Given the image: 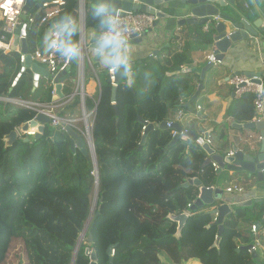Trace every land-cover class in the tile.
Instances as JSON below:
<instances>
[{"label": "trees", "instance_id": "16d2710c", "mask_svg": "<svg viewBox=\"0 0 264 264\" xmlns=\"http://www.w3.org/2000/svg\"><path fill=\"white\" fill-rule=\"evenodd\" d=\"M38 4L29 14L36 11ZM76 4V0H65L59 16L45 26L36 22L26 32L30 53L43 47L47 28L68 19ZM106 28V16L87 8L85 29L96 30L97 37ZM187 29L183 48L170 58L136 62L130 84L123 76L120 78L115 98L117 114L112 105L113 87L108 71L98 74L96 97L85 98L86 110L92 111L100 95L91 131L99 190L86 231L93 244L83 240L74 264H89L86 248L95 250L97 264H104L110 258L106 253L110 246L114 247L113 264H163L160 257L169 264H186L190 260H198L200 264L254 263L250 254L239 250L235 243L236 239H243L240 225L243 216L252 215L242 209L228 214L219 236V226L206 207L188 208L198 199L201 187L212 185L200 176L213 175L211 166L202 167L207 159L202 147L188 139H179L168 147L171 130L160 128L150 131L141 144L143 122L154 125L165 122L169 109L179 108L182 100L191 97L195 83L200 82L198 75L181 69L191 63L195 45L212 44L211 32L203 33L202 26ZM59 31L64 47L75 50L78 26H61ZM19 61L20 56L13 52L0 55V98L15 100L22 90L24 77L12 87L18 78ZM76 67V62L70 65L65 95L71 93L70 81ZM253 96L248 93L235 98L227 111L235 123H251ZM195 104L182 106L191 110ZM78 105L79 97L75 96L66 108L72 110ZM58 115L64 113L60 111ZM36 116L32 109L0 101V264L5 261L13 240L23 244L29 264H71L91 210L94 168L88 155L71 149L66 132L48 124L40 137L22 135L12 146H5V136ZM188 130L197 135L195 128L190 126ZM190 179L199 180L201 185L184 187ZM185 211L190 215L177 235L178 224L171 217Z\"/></svg>", "mask_w": 264, "mask_h": 264}, {"label": "crops", "instance_id": "0c3cea01", "mask_svg": "<svg viewBox=\"0 0 264 264\" xmlns=\"http://www.w3.org/2000/svg\"><path fill=\"white\" fill-rule=\"evenodd\" d=\"M240 3L243 6L244 3L248 2L247 0H244L240 1ZM158 10H160L165 15L172 14L167 8H165V6L158 8ZM182 16V14H176L172 15V19H168L166 21L161 20L159 24H157L155 27L153 26L147 31L145 36L140 39V43H135L133 41L128 44L125 50H119L114 46L108 49H103L101 47L99 55H92L89 61L84 63L83 81L86 96L90 98L96 97V90H98L97 88L99 86L98 74L106 72L109 68L128 64H133L134 67L136 62L140 63L144 59L156 60V58H161L164 60L166 58H170V56L176 50L182 49L186 33L188 32L187 28L192 27L188 25L182 27L177 26V22ZM85 31L88 40L92 42L96 37V30L85 29ZM202 32L206 33L204 32L203 26ZM213 51L214 48L212 45H195L193 51L190 54L191 63L185 65L181 69V72H190L192 75H198V77H200L201 70L207 65V57L212 55ZM86 66L87 69L85 70ZM263 69L264 36H258L257 38H252L248 41L236 43L229 48L228 52L224 56V59L219 65L213 66L211 70L205 73L204 79L202 81L200 80V82L195 83L191 97H189L187 100L181 101L185 104L188 103L195 94L198 85H203V88L197 99L192 103H196L195 105L201 106L202 113L199 115L200 118L198 120L195 119V121L186 122L185 126L187 129L190 126L195 128V131L197 132L196 136L198 138H201L205 132H210V147L217 155L226 154L227 156L228 152H231L233 147L237 148L238 150H244L248 144L257 139L258 133L256 131H243L234 128V124L240 123H235L232 118L227 115L228 109L232 103L236 101V97L233 94V87L230 85L229 80H231L230 78H232V76H244L249 73H259L262 72ZM132 74L133 72L131 73V77ZM74 75V78H72L73 81H70L72 85L69 87L71 91L70 94L72 95H74L76 90L78 76L77 67ZM29 76H31V78L28 81L27 78ZM70 76L71 68L69 71V77ZM122 76L126 81L125 72L122 74ZM22 77H24V86L17 96L18 100L15 101H20L21 103L37 104L39 106H37V108L43 109H46V107H48L50 104H53L55 106L54 111L57 115L60 111H62L64 115L73 117L72 115L78 113V110L79 113L81 112L79 106L72 110L67 109L72 101L67 105L62 106V100H57L56 97L52 96L51 92L54 84L51 81L41 78L36 85L33 80V74L29 70H26ZM19 78L20 77L18 76V78L15 79L13 83L14 86ZM262 81L264 84V78ZM65 82H63L61 90L63 95H65ZM3 99L8 98L2 97L0 98V101L5 102ZM13 106L20 107L19 105L15 104ZM176 110L177 109H169L167 113V120L174 118ZM256 117L257 115L254 111L253 119ZM241 124L244 125V123ZM31 130L34 131L33 129ZM212 171V176H206L204 174H201L200 176L201 178L211 181L212 185L210 188L222 191L221 201H219L221 202L220 204L226 203L229 206H232L234 204L250 202L247 207L238 208L246 210L247 213L252 216H243L244 219L240 224L243 239H236L235 243L239 250H246L244 247L255 245V241H258L259 246L255 251H246L254 260L253 264H264V185L257 183L254 177L249 178L245 174L236 176L231 175V173L228 172H221L218 174L217 170L214 171L213 168ZM232 184L240 185L244 192L239 196L227 194L225 190ZM211 209L212 208H205L207 212H210ZM252 225L257 227L256 235H253L251 232ZM160 260L163 264H169L164 257H160ZM104 264H108V259ZM186 264H200V262L198 260H190Z\"/></svg>", "mask_w": 264, "mask_h": 264}, {"label": "water", "instance_id": "95a60500", "mask_svg": "<svg viewBox=\"0 0 264 264\" xmlns=\"http://www.w3.org/2000/svg\"><path fill=\"white\" fill-rule=\"evenodd\" d=\"M41 0H26V5L24 7V11L29 12L30 8L34 3ZM77 4L74 6L73 12L69 16L68 19L59 22L57 27L68 26L70 24H77L79 27L80 33L85 32V11L90 8L96 10L104 15H114L117 11L120 12H142L154 14L155 11L158 17V20L154 23V27L160 23L161 20L172 19V15L182 14L183 16L177 22L178 27H182L185 25L188 26H204L205 24H209V31L211 32L212 39V47L214 48L213 56L216 60L222 62L225 54L228 52L229 48L240 42L248 41L252 38L263 37L264 36V0H247L248 3L242 4L240 1L244 0H76ZM176 2V3H175ZM171 12V15L163 14L158 8L164 7ZM82 9L84 12L83 18L80 22L76 21L77 12ZM164 9V8H163ZM214 17H218V22L213 23L211 20ZM26 18L25 15H22V20L24 21ZM19 34H25L24 27H18L14 32L13 37V45L12 51H14L15 46L17 45V37ZM48 32L45 33V37H47ZM135 43H140V39H134ZM79 46L81 47L80 41H78ZM117 44L114 40H104L100 42V45L103 49H108ZM21 53L25 55L24 57V65L25 67L33 74L34 83L37 85L38 81L41 78H45L46 80L51 81L54 84L55 95L58 100L64 99V95L61 93L62 84L66 80H69V71L57 74L56 76L49 75L45 68L38 66L33 63L29 50L27 47V43L25 40L21 41ZM79 56V52H74L71 63L77 61ZM80 68L84 71V64L81 63ZM213 68L212 64H207L201 70L200 80L204 79L205 73ZM133 70V64L117 66L114 70L115 77V86L112 89V105L113 109L117 114V107L115 104L116 92H117V83L122 77V74L125 72L126 82L130 84L131 73ZM81 71V72H82ZM83 74V72H82ZM245 77L252 79L254 83H259L260 80L264 78V69L259 73H249L244 75ZM14 84L12 85V87ZM203 88L202 84L198 85V88L195 94L187 103L186 107L192 104L200 94ZM12 88L9 89L11 91ZM5 101V99H3ZM100 100V95L97 99V104L95 105V109L97 108L98 102ZM37 116L33 121H30L29 124H24L22 127V131H27L28 128H37L38 133L35 138H38L42 135L43 129L45 125L50 123L49 119L44 115L43 111L39 112L37 110ZM94 122V120H93ZM145 125L146 123L143 122ZM177 131L180 130L178 125L174 126ZM234 128L237 130L243 131H256L258 133V137L255 141L248 144L244 150H238L233 147L231 152L232 156L225 155H217L213 149H211L210 145L207 144L209 140V133L205 132L201 138H198L193 132H187L186 138L192 142L198 143L202 149L207 154V159L205 160L202 167H206L215 163L218 166V174L221 172H228L231 175H241L245 174L247 177H254L256 182L264 185V123L262 121L251 122L249 124H234ZM154 128L166 129L165 122L159 125H149L146 130L143 132V137L141 140V144L144 143L146 135L152 131ZM65 132L70 137L71 149L77 148L81 151L83 155H88L91 157L92 165L94 168V180H95V190L93 201L91 205V210L87 222L80 234L79 240L73 252V257L71 264H74L78 249L81 243L84 240V236L86 231L90 225L92 220L95 207L98 200V172H97V163L96 156L94 151L92 134L90 133V141L91 145L83 139L75 130L71 127L66 126ZM18 138L17 132L12 131L10 134L5 136V146L9 147L15 142ZM180 138L178 136L172 138L171 143L168 147L173 146ZM87 145V147L85 146ZM200 186L201 183L199 180H188L187 183L184 184V187L189 185ZM222 191L214 190L213 188H204L200 189V195L198 199L194 202L191 207V210L196 209L197 207H206L212 208L210 210V214L212 216H217L216 225L219 226L218 235H221L222 232V223L225 217L237 210L238 208L247 207L250 202H243L240 204H234L229 206L226 203H222L219 205H215L216 202L221 201ZM171 219L178 224L177 235L180 234L181 228L186 220L185 214H180L177 216H172ZM86 243L92 245L93 238L90 234L87 235ZM219 244V239L216 240V246ZM114 247L110 246L107 249V255L110 256L111 250ZM246 250H250L251 246L244 247ZM85 255L89 257V264H97V256L94 249H85ZM108 264L112 263V258L110 257L108 260Z\"/></svg>", "mask_w": 264, "mask_h": 264}, {"label": "built area", "instance_id": "2783aa9c", "mask_svg": "<svg viewBox=\"0 0 264 264\" xmlns=\"http://www.w3.org/2000/svg\"><path fill=\"white\" fill-rule=\"evenodd\" d=\"M39 4L37 6L36 11L33 14H29V12L24 11V7L26 5V0H0V55H6L9 53H16L20 56V70L19 77H22L25 74L26 70H28L24 65V57L25 55L21 53V41H26V32L31 29L37 22L40 26L47 25L50 20L60 15L63 7L65 6V0H41L38 1ZM38 2L34 3L36 5ZM32 6V7H33ZM31 7V8H32ZM30 8V9H31ZM30 11V10H29ZM155 11L154 14L142 13V12H120L117 11L114 15H105L107 28L104 30H100V34L94 38L91 42L87 38L86 31L80 33L78 35V41H80L81 47L77 44L75 50H67L64 45L63 34L59 31V27H57L58 23L51 24L46 32H48L47 37L44 38V44L42 48H37L34 52L30 53V58L33 63L37 64L46 69L49 75L56 76L57 74H61L70 68L71 60L74 52H79L78 59L76 61V65L78 68V76L76 83V90L74 95H64V99H62V106L67 105L73 100L74 96L79 97V108L81 110V118L69 117L67 115L59 116L55 113V106L50 104L46 109L37 108V104L33 103H21L20 101H15L12 99H5V102L10 104L19 105L20 107L32 109L35 112L39 110V112L43 111L44 115L49 119L50 126L53 128H60L65 132V127L69 126L76 132H81L77 128V124L81 121L84 125V131L86 135H89L92 131L93 120L95 107L92 111H87L85 108V98L87 97L84 90V71L81 70V63L89 61L90 57L99 55L100 52V42L104 40H114L117 44L114 47H117L119 50H125L129 43L133 42L134 39H141L145 36L147 31L151 29L154 23L158 20ZM22 15H25L26 18L23 21ZM41 15L38 19L37 16ZM84 12L80 9L76 15V21L80 22L83 18ZM213 23H217L218 17H214L211 20ZM210 24V23H209ZM209 24H205L203 26L204 32H209ZM71 25V24H70ZM77 25V24H76ZM78 26V25H77ZM18 27L25 28V34H19L17 37V45L12 51L13 45V37L14 32ZM79 30V27H78ZM221 62L216 60L212 55L207 57V64H212L213 66L219 65ZM116 67L109 68L108 74L110 78V82L112 87L115 84L114 70ZM83 74H82V72ZM229 80L230 85L233 87V94L236 98H240L245 94L254 95L253 106L254 111L257 115L252 122L262 121L264 123V84L263 81L260 80L259 83H254L252 80L256 78L249 79L245 76H232ZM63 86V84H62ZM52 96L56 97L55 89L53 87ZM57 99V97H56ZM58 100V99H57ZM184 102H180L179 108H177L174 118L165 121L166 129L171 130V137L174 138L178 136L180 140H187L186 134L189 132L187 127L185 126L186 122L195 121V119L200 118V114L202 113V108L199 105H195L191 110H187L183 108ZM187 104V103H186ZM185 104V105H186ZM189 106V105H188ZM187 106V107H188ZM39 107V106H38ZM38 114V113H37ZM33 121V120H32ZM29 124V122H27ZM149 125L146 123L142 127V131L144 132ZM175 125L180 127V130L177 131L175 129ZM91 128V130H90ZM33 129L34 131H32ZM18 137L22 135H26L27 137H35L38 133L37 128H28L27 131H22V127L15 129ZM83 132V130H82ZM92 134V133H91ZM198 144V143H197ZM207 144L210 145V141H207ZM199 145V144H198ZM200 146V145H199ZM232 152H228L227 156H232ZM214 171L218 170V166L215 163L211 164ZM194 180V179H190ZM188 182V181H187ZM186 182V183H187ZM227 194L231 195H241L244 190L240 185L232 184L225 190ZM194 203L188 205L190 208ZM186 216H189L190 213L188 211L183 212ZM264 217V214H263ZM213 221H217V216L213 217ZM251 232L253 235L257 234V227L255 225L251 226ZM255 245H251L250 251H255L259 246L258 241H255ZM114 256V250H111L110 257Z\"/></svg>", "mask_w": 264, "mask_h": 264}, {"label": "rangeland", "instance_id": "374dc122", "mask_svg": "<svg viewBox=\"0 0 264 264\" xmlns=\"http://www.w3.org/2000/svg\"><path fill=\"white\" fill-rule=\"evenodd\" d=\"M86 69H87V66L85 67V70ZM87 79H88V76H87ZM15 100H18V99H15ZM72 116L74 118L80 119L81 118V112L79 113V110H78V113H76V114H74ZM77 128L81 131V132H77V133L81 137H83V139L86 142L87 140H86L85 131L83 129L84 128L83 122L80 121L77 124ZM82 130H83V132H82ZM90 130H91V128H90ZM85 146L87 147L86 144H85ZM88 158L90 159L91 164H92V160H91V157L89 156V154H88ZM94 190H95V186L93 188V191L90 193L91 205H92V201H93ZM84 237H85L84 240H86V238H87V232H86V234H85ZM2 264H29L28 258H27V254H26V251L24 249V246H23V244L19 240H13L12 241V243H11V245L9 247V250H8V253H7V256H6V259H5V261Z\"/></svg>", "mask_w": 264, "mask_h": 264}, {"label": "bare ground", "instance_id": "6f19581e", "mask_svg": "<svg viewBox=\"0 0 264 264\" xmlns=\"http://www.w3.org/2000/svg\"><path fill=\"white\" fill-rule=\"evenodd\" d=\"M86 140H87V142L91 145V139H90V136L89 135H86Z\"/></svg>", "mask_w": 264, "mask_h": 264}]
</instances>
